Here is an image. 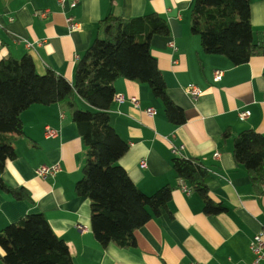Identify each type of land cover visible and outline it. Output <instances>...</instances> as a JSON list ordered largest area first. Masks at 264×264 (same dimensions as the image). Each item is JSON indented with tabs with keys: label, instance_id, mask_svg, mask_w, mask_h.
I'll return each mask as SVG.
<instances>
[{
	"label": "crops",
	"instance_id": "1",
	"mask_svg": "<svg viewBox=\"0 0 264 264\" xmlns=\"http://www.w3.org/2000/svg\"><path fill=\"white\" fill-rule=\"evenodd\" d=\"M194 0H0V58L29 54L39 74L51 69L69 82L77 58L93 39L103 37L100 21L112 12L123 18L149 13L162 16L168 35L151 38L170 99L183 110L184 122L174 125L163 105L145 83L119 78L109 109L110 123L127 143L118 160L133 183L145 194L173 186L171 199L159 215L134 231V245L110 242L103 247L90 228V200L75 192L82 175L86 147L70 112L59 104H33L21 113L22 131L16 134L15 157L1 173L13 188L29 197L17 200L0 190V230L32 213H42L52 232L67 244L75 264H249L250 243L264 227V194L252 186L232 153L234 137L244 129L264 136V55L233 64L221 54L204 53L200 37L190 29ZM254 42L264 31V0H250ZM48 10L45 17L38 11ZM73 17L78 29H70ZM30 43L27 46L25 43ZM173 43L175 49L169 46ZM221 70V81L214 71ZM188 83L200 87L193 99ZM117 95L123 101L116 99ZM138 100L134 105L130 98ZM82 108L86 104L79 101ZM147 108L155 110L147 113ZM249 110L245 119L239 111ZM56 129L47 137L45 127ZM178 149V154L173 149ZM218 153V156H215ZM197 158L210 171L209 196L225 210L205 214L200 196L176 177L175 156ZM140 161L145 167L139 166ZM57 163L60 171L45 178L36 174L42 164ZM77 224L85 226L79 231ZM264 240V235L262 236ZM4 251L0 246V264ZM264 264V259L259 263Z\"/></svg>",
	"mask_w": 264,
	"mask_h": 264
},
{
	"label": "trees",
	"instance_id": "2",
	"mask_svg": "<svg viewBox=\"0 0 264 264\" xmlns=\"http://www.w3.org/2000/svg\"><path fill=\"white\" fill-rule=\"evenodd\" d=\"M249 2L194 0L190 29L199 35L204 53L224 55L235 65L264 55V31L260 42H254ZM100 26L103 37H95L77 58L72 82L51 69L37 73L29 54L0 58V190L17 200L29 197L23 188L7 185L1 175L5 161L16 155L13 142L22 131L21 113L33 104L65 106L86 147L82 175L74 189L90 200L92 233L103 247L110 242L130 247L135 243L134 231L167 207L173 186L166 184L145 194L117 163L128 145L110 123L115 80L147 84L161 100L169 122L180 125L185 118L168 96L151 53V38L169 34L166 20L157 13L123 18L109 12ZM232 153L252 186L259 187L264 179V136L254 129L242 130L233 139ZM172 167L176 177L200 196L205 214L225 210L209 196L211 174L199 159L177 155ZM0 246L3 264H75L67 244L52 232L42 213L6 225L0 230Z\"/></svg>",
	"mask_w": 264,
	"mask_h": 264
},
{
	"label": "built area",
	"instance_id": "3",
	"mask_svg": "<svg viewBox=\"0 0 264 264\" xmlns=\"http://www.w3.org/2000/svg\"><path fill=\"white\" fill-rule=\"evenodd\" d=\"M47 12H48V10L38 11V15L40 17H45ZM66 21H67V24H68L70 29H78L79 28L80 24L78 22L74 21L73 17H67ZM25 44L27 46H30V43H28V42H26ZM169 46L172 47V49H175L174 44L172 42L169 43ZM222 73L223 72L221 70H215L214 71V80L218 81V82L221 81ZM185 91L193 99H196L201 94L200 87H198L197 85H195L193 83H188L185 87ZM116 99L119 102L123 101V97L121 95H117ZM130 101L134 105H137V103H138V100L134 97H131ZM146 111L149 114L155 113V110L152 108H147ZM249 114H250L249 110H242V111H239L238 116L240 119H245L246 117L249 116ZM57 132L58 131L56 129H53V128L48 127V126L45 127V134L47 135V137H55L57 135ZM173 153L178 154V149L174 148ZM215 156L217 157L218 153H215ZM139 166L141 168L145 167V162L140 161ZM59 171H60V166L57 163H53L50 165L42 164L36 169V174L39 177L45 178L48 176H53L56 173H58ZM261 191L264 194V179L261 182ZM76 228L79 231H85L87 229L85 226H83L81 224H77ZM263 235H264V227L259 233L254 235L252 240H251L250 249H251V252L253 253V259L249 264H259L264 259V240L262 238Z\"/></svg>",
	"mask_w": 264,
	"mask_h": 264
}]
</instances>
